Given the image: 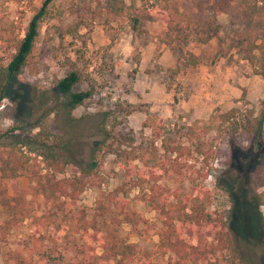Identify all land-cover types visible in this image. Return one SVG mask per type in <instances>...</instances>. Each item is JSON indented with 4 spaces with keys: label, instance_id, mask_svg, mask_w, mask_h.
Returning a JSON list of instances; mask_svg holds the SVG:
<instances>
[{
    "label": "rangeland",
    "instance_id": "1",
    "mask_svg": "<svg viewBox=\"0 0 264 264\" xmlns=\"http://www.w3.org/2000/svg\"><path fill=\"white\" fill-rule=\"evenodd\" d=\"M124 1L127 4L130 0ZM167 1L164 10L163 1L151 6V2L133 0L130 11L154 19L141 16L137 29L132 30L124 11L106 13L97 0H52L38 24V35L23 68V81L6 82L0 73V89L5 86L0 97V149L4 141L16 139L8 130L27 121L33 97L42 90L53 97L52 80L75 69L79 80L72 89L91 86V96L72 108L63 105V98L53 97L51 103L56 107L46 119L48 131L73 162L90 167L88 183L74 208L87 220L100 223L98 207L107 206L105 218L119 244H134L148 264H172L173 256L158 245L164 218L159 208L162 205L169 210V203L191 193L211 215H223L231 207L235 216L231 229L241 259L246 264H264V119L255 143L247 142L237 125L243 122L247 110L253 115L259 111L264 114V76L253 73L243 58V31L229 25L227 14H217V33L199 43L187 28H175L178 18L171 13L172 5L183 12L190 0ZM40 2L0 0V65L6 64ZM168 15L171 28L164 29L159 17ZM179 21L182 27L185 21ZM165 30L171 32L169 37L164 36ZM162 45L169 47L178 60L173 71L158 67L154 61L139 68L142 52L150 59L160 53ZM218 56L232 60L221 61L218 68H222L226 83L214 84L219 89L225 85L222 94L226 97L222 102L213 98L206 105L197 100L194 103L201 106L185 110L176 97L200 93L195 89L202 87L182 78L185 68L198 65L210 71L218 62L208 60ZM163 89L173 95L172 103L160 95ZM231 107L239 109L234 121L220 124L218 113ZM231 136L234 145L228 144ZM74 172L70 167L66 174ZM0 190L7 197L21 192L30 215L10 231L6 242L0 243V264H6V251L28 240L23 253L34 259L51 249H55L53 256L61 251L71 257L72 243L85 241L81 230L75 232L74 222L69 229L74 242L69 240L66 224L59 220L60 212L44 202L26 173L0 180ZM244 199L251 205L244 204ZM257 217L260 225L256 224ZM51 220L60 222V227L55 228ZM191 233L186 230L184 235ZM30 234H40L41 242H33ZM195 235L191 237L194 244L198 240L212 241L206 228L196 229ZM53 243H57L56 248ZM181 264L204 262L188 260Z\"/></svg>",
    "mask_w": 264,
    "mask_h": 264
},
{
    "label": "trees",
    "instance_id": "2",
    "mask_svg": "<svg viewBox=\"0 0 264 264\" xmlns=\"http://www.w3.org/2000/svg\"><path fill=\"white\" fill-rule=\"evenodd\" d=\"M51 1L41 0L40 6L28 19L23 35L17 40L6 64L0 65V73L6 78V82L23 81V68L38 35V24ZM142 1L151 2V6L163 1L164 10L169 5L167 0ZM97 2L106 13L118 14L119 11H124L132 30L137 29L141 16L145 19H154L145 13L140 15L130 11L133 0L127 4L124 0ZM171 7V13L178 18L174 23L175 28L178 31L187 28V32L196 35L195 41L199 43L207 42L217 33L220 28V22L216 19L217 14H227L229 25L234 26L235 31L239 30L238 28L243 31L240 40V43L244 44L243 58L251 65L253 73L264 76V0H190L188 7L184 6L183 12H178L175 4ZM141 9L143 12L146 10L142 7ZM159 19L165 23L164 29L171 28L169 25L172 19L169 15L161 16ZM179 20L185 21L182 27ZM163 34L169 37L171 32L165 30ZM254 50L257 54L253 53ZM78 80L79 73L75 69H69L61 77H55L51 87L53 97L63 98V105L69 108L81 104L91 96L92 87L74 91L72 88ZM4 87L0 89V97L3 96ZM47 92L42 90L30 101L25 123L9 128V134L16 136V139L2 143L0 180H11L22 172L26 173L34 180L36 192L41 195L44 202L53 207L55 212H60L59 220L66 224L65 235L69 234L71 222H74L75 232L81 230L85 235V241L77 245L72 243L74 255L71 257H65L61 251L53 256L51 253L55 249H51L42 252L38 259H34L32 255L27 256L23 253V249H27L28 240L21 247L6 251L5 263L40 264L42 260L43 264H148L147 257L134 244L118 243L113 226H109L105 218L107 206L98 207V214L102 217L100 223L95 219L87 220L81 210L74 208V202L88 183L90 167L75 164L62 144L55 139L56 136L48 131L46 119L56 106L51 103L53 97ZM238 111V108L231 107L218 113L219 123L222 125L232 123ZM242 119L243 122L237 125L241 126L245 133V140L249 143L257 142L264 114L259 111L253 115L252 111L247 110ZM14 130H17V133H14ZM235 142L232 136L228 139L230 145L236 144ZM91 164L95 165V162ZM70 167H74L76 172L66 174ZM251 173L252 169L249 170L248 181ZM196 198L191 193H184L180 199L169 203V210L160 205L159 212L164 218L163 227L158 231V245L173 256L170 262L181 264L191 260L204 264H246L238 253L230 226L232 208L229 207L223 215L220 213L211 215L204 211L203 204L196 201ZM258 200L261 201L259 198ZM78 212L80 216H75ZM29 217L21 192L7 197L4 191L0 190V243L6 242L10 231ZM51 223L55 228L60 227V222L51 220ZM199 228L208 229L212 234L211 242L201 243L199 240L195 244L191 242V237H196L195 230ZM186 230L192 233L185 236ZM69 236V240L74 242L73 235ZM30 237L35 243L41 242L40 234H30ZM56 244L53 243L54 248Z\"/></svg>",
    "mask_w": 264,
    "mask_h": 264
},
{
    "label": "crops",
    "instance_id": "3",
    "mask_svg": "<svg viewBox=\"0 0 264 264\" xmlns=\"http://www.w3.org/2000/svg\"><path fill=\"white\" fill-rule=\"evenodd\" d=\"M144 53H145V51L142 52V58L140 59L139 68H141V65H143V64L145 65L150 61H154L158 67L162 66V67H165L167 69H171L176 65V63L178 61L177 58L171 52L170 48L165 47L164 45H162L160 47V53L157 54L155 57H150V59H147V56ZM233 60H235V59H233ZM194 61H198V59L195 58ZM204 61H206V60H204ZM208 61H217L218 63L215 62V63H217L216 67L212 68L210 71H208V69L206 67H203V66H198V65H197L198 67L197 66H190L191 68H189V67L185 68V72L181 75L184 80L191 82L192 85H194V83H196V84L199 83L198 87H199V85L202 86L200 89L199 88L195 89V91H200V93H196L194 95L190 94L186 98H184L182 95H180L182 97H179V96L176 97L177 101H181L182 106L185 110H189L191 108L193 109L196 106H201L199 104L197 105L194 103L197 100H199V102H201L202 105H206V103H210L209 101H211L213 98H217L218 102H222L224 100V98L226 97L224 94H222L226 91L224 89L225 85H224V88L219 89V88H217V86H214V84L223 83V82L226 83L225 75H224V72H222V68L221 69H218V68H220L219 66H221V63H220L221 61H232V60H226L225 57L218 56L217 58L209 59ZM239 61H242V60H239ZM216 70H219L221 72L215 73ZM156 85H160V84L156 83ZM150 86H151V84H150ZM154 86H155V84L153 83V87ZM160 95H162L163 98L168 97L167 102H169V104L173 102V97H172L173 95H171L170 92H167L165 89H163V92ZM164 96H166V97H164ZM147 100H149V99H147ZM206 108L208 109L209 107L207 106Z\"/></svg>",
    "mask_w": 264,
    "mask_h": 264
},
{
    "label": "flooded vegetation",
    "instance_id": "4",
    "mask_svg": "<svg viewBox=\"0 0 264 264\" xmlns=\"http://www.w3.org/2000/svg\"><path fill=\"white\" fill-rule=\"evenodd\" d=\"M242 202H243L244 204H247V205L249 204V205H251V204H250L247 200H245V199H244ZM237 215H238V214H237ZM232 216L235 217L233 214H232ZM238 216H239V215H238ZM255 221H256V224H259V223H258V222H259V217L255 218ZM237 225H238V223H237ZM259 225H260V224H259ZM230 226H231V224H230Z\"/></svg>",
    "mask_w": 264,
    "mask_h": 264
}]
</instances>
